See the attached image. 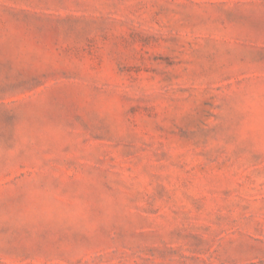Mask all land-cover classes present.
<instances>
[{
  "label": "rangeland",
  "instance_id": "rangeland-1",
  "mask_svg": "<svg viewBox=\"0 0 264 264\" xmlns=\"http://www.w3.org/2000/svg\"><path fill=\"white\" fill-rule=\"evenodd\" d=\"M0 264H264V0H0Z\"/></svg>",
  "mask_w": 264,
  "mask_h": 264
}]
</instances>
